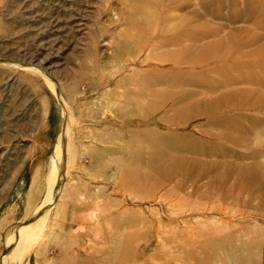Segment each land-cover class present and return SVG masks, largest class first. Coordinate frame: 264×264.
<instances>
[{
	"label": "rangeland",
	"instance_id": "1",
	"mask_svg": "<svg viewBox=\"0 0 264 264\" xmlns=\"http://www.w3.org/2000/svg\"><path fill=\"white\" fill-rule=\"evenodd\" d=\"M0 263L264 264V0H0Z\"/></svg>",
	"mask_w": 264,
	"mask_h": 264
},
{
	"label": "bare ground",
	"instance_id": "2",
	"mask_svg": "<svg viewBox=\"0 0 264 264\" xmlns=\"http://www.w3.org/2000/svg\"><path fill=\"white\" fill-rule=\"evenodd\" d=\"M44 219H45V218H44ZM43 221H44V220H43ZM43 223H44V222H43ZM43 223H42V224H43ZM30 228H31V230H33V229H34V226H32V227H30ZM41 228H42V225H40V228H39V229L41 230ZM35 232H36V233L38 232V229H37V228L35 229ZM9 255H13V253H12V254H9ZM9 255H7V256H8V257H11V256H9ZM7 256H6V257H7ZM8 257H7V258H8ZM7 258H6V259H7ZM4 261H5V259L2 260L1 263H3ZM1 263H0V264H1Z\"/></svg>",
	"mask_w": 264,
	"mask_h": 264
}]
</instances>
